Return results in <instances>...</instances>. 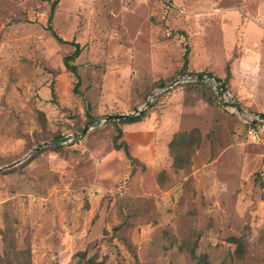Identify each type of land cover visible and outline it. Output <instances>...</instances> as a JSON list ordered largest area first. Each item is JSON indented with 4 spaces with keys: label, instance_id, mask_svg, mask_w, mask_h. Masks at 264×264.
Masks as SVG:
<instances>
[{
    "label": "rangeland",
    "instance_id": "rangeland-1",
    "mask_svg": "<svg viewBox=\"0 0 264 264\" xmlns=\"http://www.w3.org/2000/svg\"><path fill=\"white\" fill-rule=\"evenodd\" d=\"M51 1L0 0V264H264V145L220 93L221 106L190 83L157 98L130 125L154 120L149 161L116 149L118 119L69 140L182 72L228 84L250 50L241 25L264 51V0H63L51 26L82 47L78 95ZM250 81L245 97L226 85L248 118L264 113V68ZM193 130L199 146L171 156Z\"/></svg>",
    "mask_w": 264,
    "mask_h": 264
},
{
    "label": "trees",
    "instance_id": "trees-1",
    "mask_svg": "<svg viewBox=\"0 0 264 264\" xmlns=\"http://www.w3.org/2000/svg\"><path fill=\"white\" fill-rule=\"evenodd\" d=\"M59 1L60 0H52L50 2L49 12L47 13V19H46V24H47L46 28H47V30L50 31V33L52 34V36L59 43L68 44V45H71L74 48L73 51L70 54H68V55H66V56L63 57L62 64H63L65 70L74 79V86L72 88L73 94L78 95L79 94V92H78V86L80 84V76H79V73H78V65L75 62H76L77 58L80 56V54H81L82 47L80 46V44L78 42H76L74 40H70V41L63 40L52 29L51 22H52L53 15H54L55 9H56ZM183 57H184L183 58L184 60H183V66H182V68H183V70H186V67H187V64H188V49H186ZM181 74L182 75H189L191 77L192 76L202 77L203 75H207V76H209L211 78H214V79L217 80V82L221 83V86L223 87V90H227L229 92V94H231L233 100L235 102H237L235 96L232 95V93L228 90V88L226 86V82L225 81H221L219 78H216L211 73H204V72H201V73H192V72H189L188 74H186V72H182ZM229 76H230V72L227 71L226 77H229ZM168 83H161L160 86L157 87V88H160V87H162V86H164V85H166ZM188 83H190L189 84L190 86H196L197 85V86H204L205 88H207L210 91V93L212 94V98H213L214 102L221 106V104H219V100L217 98V95H218V93H221L222 91H220L219 89H214L209 84H207L205 82H202V81H194V82H188ZM178 86H184V85L183 84H179ZM178 86H175V88L178 87ZM173 89L174 88H172L170 90H167V91L161 93L157 100H159L161 96H163L165 94H168ZM50 92H51V95H54V88L51 87L50 88ZM154 93H155V91L154 92L153 91L150 92V94H148L147 97L145 99H143V101H142V103L140 105L134 107L133 111L137 110V108L139 106H141L145 102L149 101V98H152L153 95H154ZM237 104H238V102H237ZM87 107H89V106L87 105ZM151 107L152 106H150V108ZM145 115H146V111H144L142 114L137 115V116H128V117H125V118H120L118 120L109 121L108 122L109 124H113L114 125V131H115L114 140H117V139L122 138L123 133H124V131H123V126L124 125L142 121L145 118ZM259 116H261V117L264 118V113H260ZM95 121H96V119H94L91 116V117H89V120H88L87 124H93ZM240 122L242 123V125L244 127V131H245L246 128H247V126H248V124L245 123V122H243V121H241V120H240ZM189 138L193 139L191 145H190V142H189L190 141ZM114 146L116 147V149L122 150L124 152V154H125V157L127 159L134 160L132 158V156L130 155L129 151H128V145L126 144L125 141L120 140L119 143H117V144L114 143ZM193 146L194 147H198L199 146V136H198L197 131H195V130H193L191 133H180V134H177L169 142V144H168V150H169L170 155L172 156V155H175V153L178 150L185 151L186 148L193 147ZM84 264H93V261L91 259H89Z\"/></svg>",
    "mask_w": 264,
    "mask_h": 264
},
{
    "label": "crops",
    "instance_id": "crops-1",
    "mask_svg": "<svg viewBox=\"0 0 264 264\" xmlns=\"http://www.w3.org/2000/svg\"><path fill=\"white\" fill-rule=\"evenodd\" d=\"M46 1L48 2V0ZM62 1L63 0H60L58 5H60ZM249 27H251L249 25V22H246L243 25H241V28L244 30L243 38L241 39V42H244L245 44H247V46H250V50L241 53L237 61L234 62L233 69L231 70V77H230L231 79L229 80V83L226 84L229 85L234 90L237 96H241V97H245L247 91V88L245 86H242L241 83L250 84L251 76L255 72H258L260 69L264 68V51L262 50L256 51L255 49H253V45L259 43V38H258L259 35L257 34L252 35L253 33L250 32L251 30H249ZM238 75H243L244 77L241 78ZM143 121L144 120L139 122H143ZM148 121L150 122L149 126L143 128H137V129L131 128L132 126L130 125L134 123L124 125L123 126L124 133L121 138V140L125 141L126 144L128 145V151H130L131 156L133 155L132 157H137L138 159L145 161H149L152 159L154 149L156 147L157 135L159 134V130L155 125H153L154 120L149 119Z\"/></svg>",
    "mask_w": 264,
    "mask_h": 264
},
{
    "label": "water",
    "instance_id": "water-1",
    "mask_svg": "<svg viewBox=\"0 0 264 264\" xmlns=\"http://www.w3.org/2000/svg\"><path fill=\"white\" fill-rule=\"evenodd\" d=\"M194 81H202V82H205L207 84H209L210 86L214 87V86H219L221 89H223V87L221 86V83L217 82L216 79L214 78H210L208 76H202V77H198V76H192V77H178L176 78L174 81L170 82L169 84L167 85H164L162 87H160L153 95V97L147 101L146 103H144V105L133 111L132 113L130 114H116V115H109V116H106L105 118H103L101 121H96L94 124H92L91 126H89L86 130L82 131L81 133L75 135L74 137L70 138L69 140H72L73 138H78L80 137L83 133H85L86 131L88 130H91L93 129L95 126H97L98 124H103L104 122H106L107 120H111V119H120V118H125V117H128V116H137V115H140L142 114L148 107L151 106L152 103H154V101L158 98V96L167 91V90H170L172 89L174 86H176L177 84H183V83H188V82H194ZM228 96V95H227ZM230 102L229 104L232 105L236 111L238 112L239 116H242V110L240 108V106L234 102L229 96H228ZM62 143H66V140H64ZM43 145H46V144H43ZM39 147H37L35 150H37ZM21 160L19 161H16L15 163L12 164L13 165H16L18 163H20ZM7 168V167H6Z\"/></svg>",
    "mask_w": 264,
    "mask_h": 264
},
{
    "label": "built area",
    "instance_id": "built-area-1",
    "mask_svg": "<svg viewBox=\"0 0 264 264\" xmlns=\"http://www.w3.org/2000/svg\"><path fill=\"white\" fill-rule=\"evenodd\" d=\"M203 76H207V75H203ZM212 88L219 89L220 91H222L220 94H221V96L226 98V102H228V104L230 102L228 96L233 100L231 94H229L228 91L221 89L219 86H214ZM238 117L241 121L248 124V126L245 130V136H246L247 142L254 144V145H264V118L261 116H254L252 118H248L244 115L243 111H242V116H239V114H238Z\"/></svg>",
    "mask_w": 264,
    "mask_h": 264
}]
</instances>
